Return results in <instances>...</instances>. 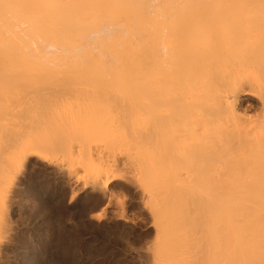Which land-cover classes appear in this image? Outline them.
Segmentation results:
<instances>
[{
    "label": "bare ground",
    "instance_id": "1",
    "mask_svg": "<svg viewBox=\"0 0 264 264\" xmlns=\"http://www.w3.org/2000/svg\"><path fill=\"white\" fill-rule=\"evenodd\" d=\"M30 161L132 184L153 264L203 203L212 262L264 264V0H0V183Z\"/></svg>",
    "mask_w": 264,
    "mask_h": 264
},
{
    "label": "rangeland",
    "instance_id": "2",
    "mask_svg": "<svg viewBox=\"0 0 264 264\" xmlns=\"http://www.w3.org/2000/svg\"><path fill=\"white\" fill-rule=\"evenodd\" d=\"M245 105L257 109L254 100ZM16 167L11 184L0 183V264L154 263L162 238L132 184L114 182L110 197L38 161ZM204 204L188 213L183 264H214L213 215Z\"/></svg>",
    "mask_w": 264,
    "mask_h": 264
}]
</instances>
